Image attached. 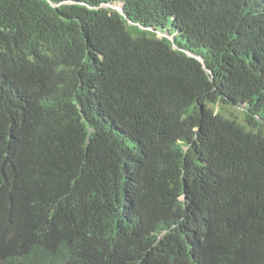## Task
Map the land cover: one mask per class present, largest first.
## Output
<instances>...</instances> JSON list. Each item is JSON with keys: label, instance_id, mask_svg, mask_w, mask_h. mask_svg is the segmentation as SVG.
<instances>
[{"label": "trees", "instance_id": "1", "mask_svg": "<svg viewBox=\"0 0 264 264\" xmlns=\"http://www.w3.org/2000/svg\"><path fill=\"white\" fill-rule=\"evenodd\" d=\"M51 262L264 264V0H0V264Z\"/></svg>", "mask_w": 264, "mask_h": 264}, {"label": "rangeland", "instance_id": "2", "mask_svg": "<svg viewBox=\"0 0 264 264\" xmlns=\"http://www.w3.org/2000/svg\"><path fill=\"white\" fill-rule=\"evenodd\" d=\"M118 6H122V4L121 3H118V4H113L112 6H109V5H107V6H104V8L105 9H113V10H118L119 9V7ZM162 35H166V34H159L158 36L161 38L162 37ZM219 110V108H216V111H218ZM228 110H230V111H232V113L234 114V115H238V116H241V111H242V109H240V108H235V109H231V108H228ZM219 112H220V110H219ZM224 114H226L227 115V113L226 112H224ZM234 115H232V116H234Z\"/></svg>", "mask_w": 264, "mask_h": 264}, {"label": "water", "instance_id": "3", "mask_svg": "<svg viewBox=\"0 0 264 264\" xmlns=\"http://www.w3.org/2000/svg\"><path fill=\"white\" fill-rule=\"evenodd\" d=\"M104 7V6H103ZM117 12H119L120 14H123V8L121 9V10H116ZM160 33H158V35H159ZM162 37H165V38H168L169 40H171L172 41V38H169L168 36H166V35H162ZM188 56L189 57H192V58H194V59H196L198 62H200V63H204V61L201 59V58H198V57H195V56H192V55H190V54H188Z\"/></svg>", "mask_w": 264, "mask_h": 264}, {"label": "bare ground", "instance_id": "4", "mask_svg": "<svg viewBox=\"0 0 264 264\" xmlns=\"http://www.w3.org/2000/svg\"><path fill=\"white\" fill-rule=\"evenodd\" d=\"M119 7V9L118 10H121L123 7L122 6H118Z\"/></svg>", "mask_w": 264, "mask_h": 264}, {"label": "clouds", "instance_id": "5", "mask_svg": "<svg viewBox=\"0 0 264 264\" xmlns=\"http://www.w3.org/2000/svg\"><path fill=\"white\" fill-rule=\"evenodd\" d=\"M47 264H53V263L51 262V263H47Z\"/></svg>", "mask_w": 264, "mask_h": 264}]
</instances>
